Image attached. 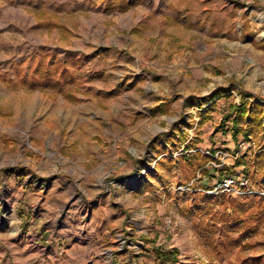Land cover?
<instances>
[{
    "label": "rangeland",
    "instance_id": "374dc122",
    "mask_svg": "<svg viewBox=\"0 0 264 264\" xmlns=\"http://www.w3.org/2000/svg\"><path fill=\"white\" fill-rule=\"evenodd\" d=\"M69 1L68 12L55 21L58 29L52 22L34 24L29 10L11 9L7 17L24 31L20 36L9 32L11 39L31 37L33 31L38 39L66 40L83 52L85 74L78 81L75 75L69 78L61 96L27 87L57 84H35L28 76L27 86L13 81L5 68H11L6 57L15 49L3 50L8 40L0 35V264L70 262L60 253V238L56 244L54 234H36L40 225L29 237L20 231L14 209L17 179L10 173L15 168L67 181L68 203L53 208L49 219L63 211L78 216V195L93 198L98 186L125 187L116 196L122 202L132 199L125 207L132 218L142 216L136 205L142 188L165 191L170 220H151L150 210L148 220L115 226L94 247L100 264H114L120 256L117 264H241L247 254H262L264 264V215L255 213L254 204L264 200V178L256 175L264 162V0H127L131 7L120 0L112 5L121 8L118 13L101 9L104 0ZM105 50L111 58L106 66ZM245 100L249 107L252 102L263 105L262 124L246 136H233L231 117L223 115ZM82 137L89 139L84 151ZM92 142L101 143L100 151ZM232 142L235 146L228 147ZM200 152L208 159L207 171L197 170L192 177L182 162L196 160ZM83 153L89 156L85 163L78 159ZM238 155L246 163L234 164ZM228 164H233L231 171L222 168ZM228 174L259 194L254 199L225 194L240 202L238 218L228 220L261 221L257 227L230 230L229 236L243 234L241 242L249 240L252 246L239 243L218 251L208 239L220 232L209 223L218 220L212 213L221 210L222 194L209 201L202 195ZM190 191L198 209L190 214L171 208ZM226 210L231 214L230 205ZM157 247L175 248L174 257L162 263Z\"/></svg>",
    "mask_w": 264,
    "mask_h": 264
},
{
    "label": "crops",
    "instance_id": "0c3cea01",
    "mask_svg": "<svg viewBox=\"0 0 264 264\" xmlns=\"http://www.w3.org/2000/svg\"><path fill=\"white\" fill-rule=\"evenodd\" d=\"M83 1L84 0H75V2ZM116 1L120 0H104L103 7L99 6L101 9L109 7V10L115 9L114 11H116L120 8H114L112 6ZM69 2V0H0V35H3L8 40L7 43L4 42L3 50L10 48L15 49L12 56L6 57L8 60L7 65L11 66V68H5V70L9 72L8 74L13 81L18 82L20 85L27 86L24 84V80H26V76L30 79L34 78V76L37 77L38 74L36 73V67L42 64L45 66L58 65L60 66V70L53 76L60 81L61 84L59 87H38L37 85L27 87L35 92L41 88L48 93H58V95L61 96L62 90L65 85H67L66 83L70 77V64L75 65L72 66V78L75 75V79L78 81L80 75L82 76L85 74L81 71L84 66L83 64L85 63L84 55H82L83 52H81L80 48L77 46H69L66 43V40L44 41L38 39L33 31L29 32V35L33 36L24 37L23 39H11L8 34L9 32H16L17 35L20 36V34L24 32L19 26H14L13 20L11 21L7 18L11 9L15 13H20V11L27 13V10H29V14L36 17V19L33 20L34 24L37 22L45 24L52 22L55 25V28L58 29V27H56L58 23L55 21H60L58 15L68 12L70 7ZM117 5L122 6L124 4L119 2ZM131 5L132 3L129 4L127 3V0H125V7H131ZM116 13H118V11H116ZM139 25L141 27L142 22ZM101 55L106 57L105 62H103L106 66L107 61L110 62L111 60L110 55L107 50L101 52ZM103 71L104 70L102 69V72ZM63 81H65V83H63ZM239 124L243 126L249 125L248 122H245L244 120H240ZM232 127L233 122L231 120V125L229 126L231 132ZM176 128H178V126L173 127V129ZM82 134L83 132L81 130V135ZM87 140L89 139L82 137L83 145L80 147V150H85ZM234 146L235 142H232V145H228L230 148H233ZM237 146L238 145H236V147ZM92 147L100 151L102 145L101 143L95 145V143L92 142ZM113 147L114 151H118L115 145ZM239 156L240 155L236 157L238 158ZM78 159L85 163V160L89 159V156L83 153ZM10 173L14 176V179H17V184L14 186V191L17 194L14 209L17 218L21 221L22 227L20 228V231H22L24 236L29 237L34 234L35 227L40 225L38 230H36V234H38L39 237L43 238L45 235H48V233L51 235L54 234L57 241L56 244H58V238H60L62 242L60 253L63 254V256H66V260H70V262L64 264H100L101 255L99 252L94 253V247L98 248L101 245V240L105 237H109L115 226L122 224L130 225L134 219L148 220V218H150L148 215L150 210L153 211L154 216L151 220H170L169 216L166 214L167 201L165 200V191L163 192L159 188L156 189L150 186L142 188L140 195L136 198V205L138 204L141 208L142 216H138L140 218H132L130 216V209H125L126 204H130L127 199H129V201H132V199L126 198L124 199L125 202H122V200L119 201L116 196L118 189L119 191H122L126 190V188H115V186L110 185L107 187L98 186L97 189L100 190L97 191L93 198H87L85 196L81 197L78 195V200L75 203L79 208L77 211L78 216L72 217L66 214V211H63L59 217L55 215L50 218V220L48 217L53 208L60 209L63 205L68 203V200L65 199V193L66 191L68 192V186L65 184L67 181L64 180L63 177L55 174L50 175L49 178L46 174L32 176L31 172L22 168H15L11 170ZM155 173L151 175V177H154L156 175ZM258 174L259 173H256V175ZM252 175L255 177L254 174ZM95 187L96 186H88L87 188L95 189ZM85 188L86 187L83 186L84 192L86 191V193H89ZM203 190L206 191V193L208 192L207 196H205L208 201L211 199V196L220 197L222 193L230 195H236L238 193L241 195V199L250 198L252 195V198L254 199L255 195H259L256 194V192H258L256 188L247 185L237 186L232 189H214L207 187V189ZM191 193L192 192L190 191L185 195L188 197H186L183 202L178 200L177 203H173L171 208L182 210L185 213L186 211L190 214L191 212L193 213L194 210L198 209V206L196 201L190 196ZM244 204L245 203H243V205ZM252 207H254L253 203ZM227 210L230 211V207H228ZM244 216L247 215L242 214L241 218ZM190 217H192V215H190ZM78 250L81 251L82 258H85L84 260H81V255L79 254L80 251ZM58 251V247H54L55 255L59 254ZM114 259H117V256H115ZM121 259L122 256H120L114 264H117Z\"/></svg>",
    "mask_w": 264,
    "mask_h": 264
},
{
    "label": "trees",
    "instance_id": "16d2710c",
    "mask_svg": "<svg viewBox=\"0 0 264 264\" xmlns=\"http://www.w3.org/2000/svg\"><path fill=\"white\" fill-rule=\"evenodd\" d=\"M37 73L40 75L39 78H32L30 79V82L39 84V85H46L47 83L51 85H60V81L54 78V74H56L59 71V66L58 65H39L36 67ZM70 79H71V74ZM65 83V81H63ZM214 93V91L212 92ZM263 105L259 102H252L251 106L249 107L248 104L246 103V100L238 103L237 105L232 106L231 109L225 112L223 117L230 116L231 120L233 122V127H232V135L236 136L238 132H243L244 136L248 134V131L253 132L256 130V125L257 124H262V118H263ZM240 120H244L245 122H248L249 126H243L240 125L239 122ZM262 159H264V153L262 156ZM208 159L206 156L203 154V152H200L199 156L197 157L196 160L194 161H189V162H182L184 164V169H188L189 173L191 176H195L197 170L205 172L206 170V163ZM239 163H246V160L244 159L243 156H239L234 164H239ZM263 161L261 162L262 166L260 169V177L264 178V165ZM222 168H225L226 170L230 169L229 171L232 170L233 164H228L222 166ZM221 169V168H219ZM207 193H203V197ZM196 198H199L198 196H195ZM255 206H257V215L258 216H263L264 215V200L261 198L255 199L254 200ZM239 199L236 197H226L224 193H222V197L220 200L221 204V210L213 212L212 215L215 219L218 220H212V222L209 223V227L211 229H219V236H215L212 234L208 242L211 247L216 248L218 251L224 250L231 248L234 245H237L239 243H242L244 247L247 246H252L253 243L249 240L241 242L243 234H239L237 236H229L230 230L232 229H237L240 226H244L247 228H251V226L254 225V227H257L260 223L261 220H228L230 219V216L233 218H238V207L239 205ZM227 205L231 206V214H229L226 210ZM217 221H220L217 223ZM232 221V222H231ZM231 223V224H230ZM156 252L158 256H161L162 263L166 259H169L170 257H174V254L176 252L175 248L169 249V248H161L157 247ZM263 261V255L262 254H256V255H251L247 254L245 255L242 260L241 264H262Z\"/></svg>",
    "mask_w": 264,
    "mask_h": 264
},
{
    "label": "built area",
    "instance_id": "2783aa9c",
    "mask_svg": "<svg viewBox=\"0 0 264 264\" xmlns=\"http://www.w3.org/2000/svg\"><path fill=\"white\" fill-rule=\"evenodd\" d=\"M244 181L243 179L241 180H236V177H234L232 174H228L225 175L218 183L217 186H215L214 189L217 188H223V189H232L234 187L237 186H242L244 185ZM235 183H239L238 185H236Z\"/></svg>",
    "mask_w": 264,
    "mask_h": 264
},
{
    "label": "bare ground",
    "instance_id": "6f19581e",
    "mask_svg": "<svg viewBox=\"0 0 264 264\" xmlns=\"http://www.w3.org/2000/svg\"><path fill=\"white\" fill-rule=\"evenodd\" d=\"M134 180H136V179H128L127 181H129V182H133Z\"/></svg>",
    "mask_w": 264,
    "mask_h": 264
}]
</instances>
